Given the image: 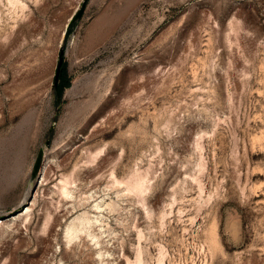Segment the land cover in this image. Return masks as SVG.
Masks as SVG:
<instances>
[{"label": "rangeland", "instance_id": "obj_1", "mask_svg": "<svg viewBox=\"0 0 264 264\" xmlns=\"http://www.w3.org/2000/svg\"><path fill=\"white\" fill-rule=\"evenodd\" d=\"M81 1L0 0V264H264V0Z\"/></svg>", "mask_w": 264, "mask_h": 264}, {"label": "water", "instance_id": "obj_2", "mask_svg": "<svg viewBox=\"0 0 264 264\" xmlns=\"http://www.w3.org/2000/svg\"><path fill=\"white\" fill-rule=\"evenodd\" d=\"M86 1L87 0H82L80 5L78 6V8L76 9V11L74 12V14L71 16V19L70 21L68 22V24L70 22H74V21H77L81 18V16L83 15V12L85 10V5H86ZM68 26V25H67ZM63 54H64V49L61 47L59 49V54H58V59H57V64H56V69H55V73H54V79H53V87L56 89L57 87V80H58V74H59V69H60V66L63 62ZM58 110H55V113H57ZM49 144V139H46L43 143V145H41L39 148H38V151H37V154L35 156V159H34V162L32 164V169H31V173H30V178L32 180H36L35 178L37 177L38 175V172L40 170V167H41V164L43 162V159L45 157V149H46V146ZM14 215V214H12ZM11 215H7L4 214V215H0V220L1 219H6L7 217H9Z\"/></svg>", "mask_w": 264, "mask_h": 264}, {"label": "trees", "instance_id": "obj_3", "mask_svg": "<svg viewBox=\"0 0 264 264\" xmlns=\"http://www.w3.org/2000/svg\"><path fill=\"white\" fill-rule=\"evenodd\" d=\"M75 23H76V21L70 22L68 24L67 29H66V34H69V32L72 30ZM68 84H69V80L66 77L65 63L62 62L60 69H59L58 80H57V87H56L57 93L61 94L62 90L65 87H67Z\"/></svg>", "mask_w": 264, "mask_h": 264}, {"label": "bare ground", "instance_id": "obj_4", "mask_svg": "<svg viewBox=\"0 0 264 264\" xmlns=\"http://www.w3.org/2000/svg\"><path fill=\"white\" fill-rule=\"evenodd\" d=\"M15 1H16V0H15ZM13 2H14V1H13ZM13 4H14V3H13ZM70 19H71V18H70ZM42 168H43V167H42ZM69 176H70V175H69ZM143 176H144V175H143ZM62 178H63V177H62ZM133 178H134V177H133ZM136 178H137V177H136ZM64 179H65V178H64ZM64 179H63V180H60V181L62 182V185H64V186L66 187L65 184H67L68 182L66 183V180L64 181ZM66 179H68V178L66 177ZM69 179H70V178H69ZM139 179H140V178H139ZM137 180H138V179H137ZM140 180H142V179H140ZM68 181H70V180H68ZM142 181H143V180H142ZM138 182H140V181H138ZM128 183H129V182H128ZM128 183H127V184H128ZM132 183H133V182H132ZM141 183H144V181L141 182ZM141 183H140V184H141ZM69 184H70V183H69ZM134 185H135V184H134ZM136 185H137V184H136ZM138 185H139V184H138ZM130 186H131V185H130ZM139 186H140V185H139ZM62 187H63V186H62ZM62 187H61V188H62ZM67 187H68V186H67ZM63 188H64V187H63ZM63 188H62V189H63ZM136 188H137V187H136ZM144 188H145V187H144ZM65 189H66V188H65ZM65 189H64V190H61V189H60V190H61L62 193H63V192L65 191ZM132 189H133V188H132ZM137 189H138V188H137ZM137 189H136V190H137ZM146 189H147V187H146ZM139 190H141V188H139ZM131 191H132V190H131ZM137 191H138V190H137ZM137 191H136V192H137ZM65 192H66V191H65ZM143 192H144V191H143ZM139 194H140V193H139ZM139 194H138V195H139ZM23 209H24V207H22L21 211H23ZM25 209H26V208H25ZM18 214H20V213H18ZM18 214H17V215H18ZM15 216H16V215H15ZM0 222H1V221H0ZM69 228L72 229L71 227L68 226V228H67L66 231H68ZM69 231H70V230H69ZM69 231H68V232H69ZM70 232H71V231H70ZM138 255H139V254H138ZM138 255H137V256H138ZM138 264H139V263H138ZM159 264H160V261H159Z\"/></svg>", "mask_w": 264, "mask_h": 264}]
</instances>
